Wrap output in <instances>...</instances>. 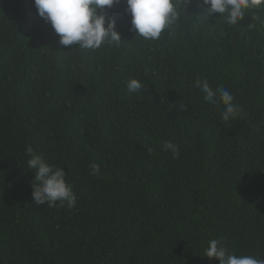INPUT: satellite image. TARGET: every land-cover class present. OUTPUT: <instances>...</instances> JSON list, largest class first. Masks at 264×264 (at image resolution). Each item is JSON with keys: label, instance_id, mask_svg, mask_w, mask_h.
<instances>
[{"label": "trees", "instance_id": "obj_1", "mask_svg": "<svg viewBox=\"0 0 264 264\" xmlns=\"http://www.w3.org/2000/svg\"><path fill=\"white\" fill-rule=\"evenodd\" d=\"M126 7L100 10L121 43L91 50L61 45L34 0H0V264H219L210 239L264 260V8L228 25L181 0V22L145 40ZM197 79L241 116L223 121ZM29 145L73 208L35 204Z\"/></svg>", "mask_w": 264, "mask_h": 264}, {"label": "clouds", "instance_id": "obj_2", "mask_svg": "<svg viewBox=\"0 0 264 264\" xmlns=\"http://www.w3.org/2000/svg\"><path fill=\"white\" fill-rule=\"evenodd\" d=\"M117 0H34L38 15L50 22L64 46L78 45L80 49L97 50L104 45H119L121 37L114 30L115 21L108 20L101 9L111 8ZM126 12L131 14L132 30L145 40H157L162 32L171 30L181 22L183 8L181 0H126ZM205 14L219 13L228 25H236L252 9L264 8V0H202ZM256 20L264 23L261 17ZM143 83L139 78L126 81L129 94L139 93ZM195 86L204 94L210 105L220 107L223 121L228 122L241 116L243 109L235 103L234 96L225 87L213 89L207 80L197 79ZM171 149L173 156H179L178 146L171 140L165 141L163 150ZM27 166L35 171V184L32 193L36 205L47 202L49 207L57 201L69 208L76 204L73 185L66 180L63 169L50 164L37 154L31 145L25 149ZM92 175L101 174L95 162L90 164ZM204 256L216 258L219 264H264V260L249 255L229 253L220 239H210Z\"/></svg>", "mask_w": 264, "mask_h": 264}]
</instances>
